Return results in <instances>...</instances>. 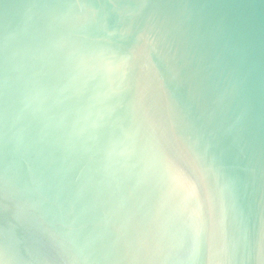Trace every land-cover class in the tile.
Returning <instances> with one entry per match:
<instances>
[{
	"label": "clouds",
	"instance_id": "9594fccd",
	"mask_svg": "<svg viewBox=\"0 0 264 264\" xmlns=\"http://www.w3.org/2000/svg\"><path fill=\"white\" fill-rule=\"evenodd\" d=\"M3 8L0 264H264L244 207L264 178V162L246 155L253 67L243 54L229 67L194 48L199 6ZM41 30L54 36L43 54L32 41ZM206 187L220 205L213 226ZM226 206L238 217L227 233Z\"/></svg>",
	"mask_w": 264,
	"mask_h": 264
},
{
	"label": "water",
	"instance_id": "95a60500",
	"mask_svg": "<svg viewBox=\"0 0 264 264\" xmlns=\"http://www.w3.org/2000/svg\"><path fill=\"white\" fill-rule=\"evenodd\" d=\"M45 2V0H0V25L4 21L3 5L19 3ZM199 6L205 20L199 26L200 37L194 48L200 53H210L212 58H219L221 65L231 67L244 55L245 66L253 67L247 84L248 98L251 105L252 125L250 150L246 155L253 162H264V0H187ZM113 15L109 23H113ZM15 40L16 33L8 34ZM5 36L0 27V102L4 85L3 42ZM54 40L51 32L41 30L33 33L32 41L43 54L50 41ZM153 70L160 77L166 76L163 61L153 59ZM195 67V64H193ZM22 67H15V75L22 72ZM2 108V103H0ZM259 173V169H258ZM243 175V174H242ZM205 216L210 226L220 219V205L211 187L204 190ZM247 215V228L250 248L255 254L264 251V178L258 174L256 182L249 189L244 201ZM225 232L235 226L236 214L226 206ZM251 264H256L252 261Z\"/></svg>",
	"mask_w": 264,
	"mask_h": 264
}]
</instances>
